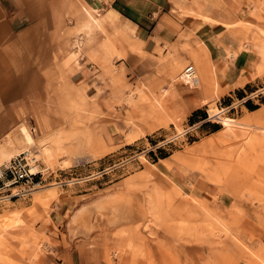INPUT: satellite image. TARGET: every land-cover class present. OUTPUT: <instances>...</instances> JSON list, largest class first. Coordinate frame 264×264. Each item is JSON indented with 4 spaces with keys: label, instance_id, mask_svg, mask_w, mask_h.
Masks as SVG:
<instances>
[{
    "label": "rangeland",
    "instance_id": "374dc122",
    "mask_svg": "<svg viewBox=\"0 0 264 264\" xmlns=\"http://www.w3.org/2000/svg\"><path fill=\"white\" fill-rule=\"evenodd\" d=\"M234 5L247 11L245 20L225 27L250 31L261 65L250 84L207 92L200 108L207 118L194 124L197 110L175 108L164 118V90L182 85L191 98L201 83L223 86L218 69L193 55L202 79L194 88L181 81L188 64H171L175 73L166 65L118 66L121 60L97 44L105 23L94 12L82 9L79 23L61 20V73H76L80 61L90 81L60 86L62 100L68 93L75 99L61 102L71 106L56 117L63 125L36 113L39 128L28 118L15 135L0 138L2 172L31 151L43 175L25 198L1 200L0 191V264H264V0ZM236 9L229 7L234 17ZM144 73L155 76L140 78Z\"/></svg>",
    "mask_w": 264,
    "mask_h": 264
},
{
    "label": "crops",
    "instance_id": "0c3cea01",
    "mask_svg": "<svg viewBox=\"0 0 264 264\" xmlns=\"http://www.w3.org/2000/svg\"><path fill=\"white\" fill-rule=\"evenodd\" d=\"M223 1L227 3L225 7L213 0H0V138L15 135L21 124L28 125V118L39 128L36 113L51 116L54 125L62 124L56 120L57 115L69 113L71 106L61 102L75 99L68 93L62 100L60 86L70 89L69 83L75 86L76 81L89 79H85L80 61L76 73L68 79L61 73L65 49L59 40L64 28L61 20L78 21L76 15L80 16L82 9L94 12L105 23L103 29L97 30V44H105L107 54L121 60L118 66L140 62L159 69L166 65L170 73H175L171 64L177 69L180 63L195 66L193 59L198 56L209 70L221 72L223 86L201 83L200 92L197 90L191 98L181 93L182 85L165 89L169 95L162 102L167 109L164 118H169L175 108L187 113L199 110L211 89H222L224 94L225 90L250 84L261 65L252 35L248 29L238 28L233 33L226 28L243 17L245 20L247 11H238L236 0ZM230 6L239 16L231 14ZM107 33L115 34L114 42L112 38L108 40ZM245 44L244 52L237 55L235 51ZM150 75L155 76L144 73L139 77L151 78Z\"/></svg>",
    "mask_w": 264,
    "mask_h": 264
},
{
    "label": "built area",
    "instance_id": "2783aa9c",
    "mask_svg": "<svg viewBox=\"0 0 264 264\" xmlns=\"http://www.w3.org/2000/svg\"><path fill=\"white\" fill-rule=\"evenodd\" d=\"M181 81L187 86L199 87L200 81L194 65L186 66ZM36 157L37 155L27 151L9 161L4 171L0 173V191L5 193L1 200L15 201L25 198L40 184L38 179L43 176L42 171H33L34 167H39V160Z\"/></svg>",
    "mask_w": 264,
    "mask_h": 264
},
{
    "label": "trees",
    "instance_id": "16d2710c",
    "mask_svg": "<svg viewBox=\"0 0 264 264\" xmlns=\"http://www.w3.org/2000/svg\"><path fill=\"white\" fill-rule=\"evenodd\" d=\"M227 101L229 102V101H230V98L227 99ZM247 106H248V108H249L251 111L258 109V107H254V106H252L250 102L247 103ZM200 115H203L205 119L207 118L206 113H203V111L199 109V110L193 112L192 116L190 117V122H191V124H194V123H195V119H196L198 116H200ZM211 126H212V128H213V132H217V131H219V130L221 129V127H220L219 125H211Z\"/></svg>",
    "mask_w": 264,
    "mask_h": 264
},
{
    "label": "bare ground",
    "instance_id": "6f19581e",
    "mask_svg": "<svg viewBox=\"0 0 264 264\" xmlns=\"http://www.w3.org/2000/svg\"><path fill=\"white\" fill-rule=\"evenodd\" d=\"M22 135L25 137L26 141L29 143V144H32L34 142V138L32 137V135L30 134L29 130L26 128V127H23L22 128ZM27 152V151H25ZM49 154V150H46L45 151V155H48ZM18 156V155H17ZM2 157V155L0 154V158ZM1 161V159H0ZM7 162V161H6ZM5 162V163H6ZM6 165V164H4ZM2 168V167H1ZM33 171H37L36 168H33ZM0 173H2V170H0Z\"/></svg>",
    "mask_w": 264,
    "mask_h": 264
}]
</instances>
